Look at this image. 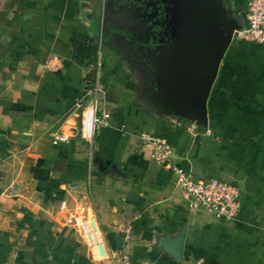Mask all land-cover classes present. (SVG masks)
Masks as SVG:
<instances>
[{
  "label": "crops",
  "instance_id": "crops-1",
  "mask_svg": "<svg viewBox=\"0 0 264 264\" xmlns=\"http://www.w3.org/2000/svg\"><path fill=\"white\" fill-rule=\"evenodd\" d=\"M152 1L0 0V264H264V42L231 38L206 125L166 112L126 40L142 42L136 10ZM221 5L244 22L246 0ZM97 56L109 115L87 142L74 101ZM141 131L193 173L235 184V218L191 206ZM181 230L176 258L163 246Z\"/></svg>",
  "mask_w": 264,
  "mask_h": 264
},
{
  "label": "water",
  "instance_id": "water-1",
  "mask_svg": "<svg viewBox=\"0 0 264 264\" xmlns=\"http://www.w3.org/2000/svg\"><path fill=\"white\" fill-rule=\"evenodd\" d=\"M165 1L158 0L157 9L163 16L170 11L171 41L160 47L157 54H149V58H154L157 63L151 72L154 87L151 97L162 110L206 125V98L210 85L231 40L232 30L241 23L227 15L221 0H169L171 5H166ZM154 3L157 0L151 5ZM149 29L153 38L161 30V24L150 23ZM118 36L127 38L124 34ZM126 40L136 46L141 56L147 57L141 52L146 48L143 42ZM182 239L181 230L163 247L179 258Z\"/></svg>",
  "mask_w": 264,
  "mask_h": 264
},
{
  "label": "built area",
  "instance_id": "built-area-1",
  "mask_svg": "<svg viewBox=\"0 0 264 264\" xmlns=\"http://www.w3.org/2000/svg\"><path fill=\"white\" fill-rule=\"evenodd\" d=\"M244 17V22L233 28L231 38L264 42V0H246ZM100 63L97 56L93 69L84 80L88 96H80L74 101V107L80 112L79 133L87 142H91L95 129L109 115L108 110L98 106L99 95L103 91L99 80ZM139 138L148 147V158L173 174L175 183L185 191L191 206L210 211L222 220L235 218L240 206L239 189L235 184L213 175H197L184 165L174 162L170 157L169 143L157 133L141 131ZM66 140L67 136L61 132H54L51 136L52 143ZM132 264L155 262L143 258Z\"/></svg>",
  "mask_w": 264,
  "mask_h": 264
},
{
  "label": "flooded vegetation",
  "instance_id": "flooded-vegetation-1",
  "mask_svg": "<svg viewBox=\"0 0 264 264\" xmlns=\"http://www.w3.org/2000/svg\"><path fill=\"white\" fill-rule=\"evenodd\" d=\"M169 0L165 1L166 5H171V3L168 2ZM221 3H223V0H221ZM225 8V11L227 12V15L230 13L229 9L227 8V5H222ZM146 10V11H144ZM137 17L140 21V28L139 32L137 34L138 40H142L143 44L146 46L147 49H155V52L153 53L157 54V51L160 47H162L164 44L169 43L171 41L169 34H170V22H169V16L170 11H168L167 15L163 16L159 10L157 9V3H154L150 7H147L145 9H137ZM229 12V13H228ZM229 17L230 14L228 15ZM234 18V17H233ZM159 23L161 24V30L159 33L154 36L153 38L150 37V29L149 25L150 23ZM241 23V22H239ZM144 40V41H143ZM158 47V48H157ZM145 48V49H146ZM157 48V49H156ZM139 53H137L138 55ZM147 57L146 59L143 58V62H140V59L138 60V64L142 67H144L146 70H153L156 66V61L154 58H149V53H146ZM145 61V62H144Z\"/></svg>",
  "mask_w": 264,
  "mask_h": 264
},
{
  "label": "trees",
  "instance_id": "trees-1",
  "mask_svg": "<svg viewBox=\"0 0 264 264\" xmlns=\"http://www.w3.org/2000/svg\"><path fill=\"white\" fill-rule=\"evenodd\" d=\"M242 24V23H241Z\"/></svg>",
  "mask_w": 264,
  "mask_h": 264
}]
</instances>
